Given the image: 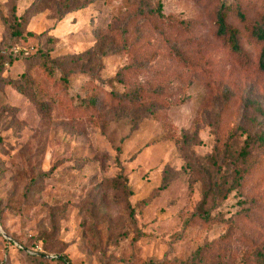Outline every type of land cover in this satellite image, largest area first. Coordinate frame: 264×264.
Returning a JSON list of instances; mask_svg holds the SVG:
<instances>
[{"label":"rangeland","instance_id":"1","mask_svg":"<svg viewBox=\"0 0 264 264\" xmlns=\"http://www.w3.org/2000/svg\"><path fill=\"white\" fill-rule=\"evenodd\" d=\"M75 1L0 0V264H264V72L216 37L220 0ZM26 76L47 115L7 83Z\"/></svg>","mask_w":264,"mask_h":264},{"label":"trees","instance_id":"2","mask_svg":"<svg viewBox=\"0 0 264 264\" xmlns=\"http://www.w3.org/2000/svg\"><path fill=\"white\" fill-rule=\"evenodd\" d=\"M91 2V0H79L75 1L73 4L65 5L69 10L72 8H81L86 3ZM51 0H37L36 4H50ZM56 4V1L53 3ZM59 5V3H58ZM59 14L62 16L66 12L64 9H58ZM153 12H156L158 15L163 16V3H159L156 9H153ZM15 16V13H14ZM216 37L221 40L226 49L228 50L231 59L235 61V64L238 68H251L264 72V8L255 9L254 7L248 6L244 0H220L219 7L216 11ZM6 23L12 30L13 34L17 36H24L23 30L21 28V20H18L17 17L10 19L8 16H3ZM27 34H33L32 32H28ZM209 43H207L208 45ZM201 42L196 43L193 47V55L194 58L189 60L188 62L193 64L196 60H199L202 54ZM200 50V55L195 53L196 50ZM42 60L39 61L41 67L44 69L46 74L53 78L57 72V65L55 66L54 60L50 58L49 54L41 55ZM198 62V61H197ZM131 65L125 66L121 71L117 73V77H120V81H124L122 77L124 73L129 71ZM65 77V76H64ZM68 79H66L67 82ZM8 84L19 90L23 94H27L31 101H33L39 108L42 114L47 115L48 107L46 102L39 97L38 91L35 88V84L32 83L30 77L26 76V83H21L19 80L8 79ZM142 92L140 90L130 91L119 93L115 92L114 97L123 102H129L133 105L138 104L142 97ZM98 103V97H92L85 103V107L92 106L95 107ZM261 140L264 143V135H261ZM253 141V137L249 135V137L245 141V145L241 150V157L243 159L247 158L249 155V150L247 149ZM231 156V155H230ZM245 169L243 171H247ZM234 173L232 177L236 181L240 180L242 173V169L239 167V164H235V169H233ZM227 173H224L220 176L219 180L213 181L208 188L204 192V196L200 201L198 214L205 221H208L211 218V214L209 210L205 209V205L207 203V199L212 196V199L217 201L218 199H226L229 196L233 186L227 187L228 185V176ZM120 178H124L120 176ZM199 248L196 252L199 254ZM62 260H66L64 257H61ZM264 262V258L262 259ZM69 261V260H68ZM164 262L162 264H166ZM171 263H179L186 264L183 262L172 261ZM147 264H159L156 261H149Z\"/></svg>","mask_w":264,"mask_h":264}]
</instances>
